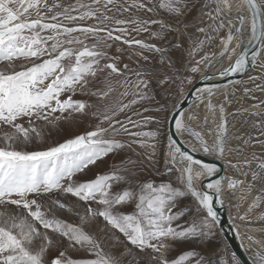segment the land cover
Returning <instances> with one entry per match:
<instances>
[{
  "label": "snow or ice",
  "instance_id": "snow-or-ice-1",
  "mask_svg": "<svg viewBox=\"0 0 264 264\" xmlns=\"http://www.w3.org/2000/svg\"><path fill=\"white\" fill-rule=\"evenodd\" d=\"M237 8L239 26L230 0H0V264H242L218 243L223 229L216 205L223 207L225 194L237 190L251 194L259 186L264 194V111L253 110L264 101L232 114L258 118L242 122L256 135L230 136L219 104L210 143L192 127L197 115L185 116L182 93L194 80L180 70L198 73L206 62L213 67L216 53L198 60L195 54L227 26L219 56L230 63L219 76L258 67L260 74L249 76L255 89L243 92L250 99L264 92V83H256L264 81V0H242ZM193 12L200 24L203 17L213 23L197 25L205 38L189 41L186 49ZM132 33H147L149 40ZM185 53L193 65L184 63ZM213 79L211 72L203 77ZM174 86L181 99L170 108L168 100L157 102V114L144 115L151 111L146 104L161 92L172 96ZM222 87L196 86L190 94L200 103L207 99L215 112L212 97ZM89 120L96 123L83 133L47 143L52 129ZM149 125L155 127L146 130ZM185 134L196 141L191 150ZM196 152L226 161L223 169L243 179L217 175L222 167ZM121 153L125 157L109 171H92ZM148 170L175 176V182L142 179ZM261 194L238 211L231 227L236 219L251 223L249 213L264 202ZM237 199L239 210L247 195ZM234 235L241 236L238 228ZM247 239L260 246L250 264H264V244ZM178 242L198 243L201 250L172 259Z\"/></svg>",
  "mask_w": 264,
  "mask_h": 264
},
{
  "label": "rangeland",
  "instance_id": "rangeland-1",
  "mask_svg": "<svg viewBox=\"0 0 264 264\" xmlns=\"http://www.w3.org/2000/svg\"><path fill=\"white\" fill-rule=\"evenodd\" d=\"M65 3L67 2H70V0H64ZM230 2L233 4V5H236V0H230ZM207 11V9L205 10ZM198 14V13H197ZM206 21V25L204 24V21L202 24L199 23V21L196 19L194 20L191 16L187 18V22L189 23V28L187 30V35L184 37V40H185V48L187 49L189 47V41L191 42H194V41H197V40H202L204 39V35L198 33L196 31V26L199 25H203L205 27H207L209 24H212L213 22L211 20H209L208 18H205ZM217 23H219V21H217ZM226 32H227V29L226 28H223L220 30V32L218 34H213L216 36V39L213 40L211 43L209 44H206L203 51H200V52H197L195 55H196V59H200V57H202L204 55L205 52H213V53H216V55H214L212 58H211V61L219 55L220 51L222 50V44H221V38H224L226 36ZM146 34V35H145ZM144 35L143 34H140V35H137L136 33H132V35L135 37V38H138V39H144V40H149V36L147 33H145ZM221 47V48H220ZM238 49V48H237ZM234 58V56H233ZM262 60H264V55H262L261 57ZM153 61H155V57H153ZM124 62H128L126 59ZM185 64L187 65H193L195 63L194 60H190L187 58V55L185 53V61H184ZM230 62L229 61H225L224 62V65L223 66H226L228 65ZM208 63H202L200 65V72L198 73H191L186 67H183L181 66V72L184 74V75H188V76H191L193 78V80H195L196 78H198L201 74V71L204 69L205 65H207ZM257 69H259L258 67L257 68H252V70L250 71V74H248L242 81V83L240 84L243 85V87L241 89L244 88V86H246V84H248L250 81H249V76H255L257 75L256 71ZM256 83H264V81H256ZM254 85L255 87V83H251ZM249 85V84H248ZM190 85H185L184 87V90L189 87ZM239 86V87H240ZM248 87V86H247ZM248 88H252V87H248ZM240 89V91H242ZM253 89V88H252ZM233 91L232 92H236V87H234L232 89ZM170 91L173 93L172 96H169L167 93H159L156 95V98H155V101L151 102L150 104H146L145 106H148L151 108V111L148 112V113H144V115H156L157 113L155 112V104L158 102V103H163L164 100H168V106L169 108L171 107V104L175 101V100H178L180 97L176 96L175 93H176V88L175 86L170 89ZM231 91V90H230ZM239 91V92H240ZM231 92V93H232ZM241 93H244L243 91L240 92L239 94ZM253 95V93H252ZM255 95V94H254ZM232 96V98L230 99L231 104L228 108V114H227V119H228V122H229V135L232 136V135H241V134H245L247 132H249V128L246 127L244 128V126H242V122L244 120H251V119H257V118H253V117H248L246 116L244 118V116H233L232 114L236 112V110L238 108H240L241 106L243 107H250V102L249 100L245 101V103H242V101L239 103V101L241 100H236L238 98H240L241 96L237 97L236 95H230V97ZM234 96L236 99H234ZM225 97L224 94H221L220 96L216 97L215 99V103L219 106V104H222L223 103V98ZM256 100H257V103H259L260 101H264V92H259V94L256 95ZM237 101V102H236ZM199 108L203 109L202 106H203V103H200L199 104ZM263 108L260 109V111H264V104H262ZM191 113H195L197 115V119L199 122L202 120V117L204 116V113L202 112V110H199V111H193ZM189 113L187 112V114L185 116H187ZM162 115V113L160 114ZM122 118V117H121ZM241 122H240V121ZM96 123L95 120H89V121H84V122H80L78 124H74L72 125L71 127H68L67 130H65V128H59V129H52L51 130V134H50V138L47 139V143L48 144H55L57 142H62L63 139H67V138H70L72 135H77V134H81L83 133L86 129L90 128V126L92 124ZM216 123V124H215ZM215 123L213 124V126H217V124H219V121L218 119H216ZM155 125H149L148 126V129L146 130H150L152 128H154ZM193 129L196 130V131H201V123H199L198 125H192ZM247 129V130H246ZM212 141V140H211ZM210 141V143H211ZM238 142L233 140L232 141V144L233 146H235ZM127 155H131V153H128ZM125 157V154L124 153H121L119 155H111L107 158H105V161L103 163H100L98 162L99 164V167H96V166H93V172H107L109 171L112 166L114 164H119L120 160L123 159ZM135 158V157H133ZM226 161H224V164L226 165ZM157 167L159 168H163V163H159L157 165ZM226 174L228 176H231V177H234V178H237V179H243V177H241L238 173L234 172V170H232L231 168H228L226 169ZM89 177L92 176V172L88 173L87 174ZM142 179H145V180H155L157 183H159L161 180H169L171 179L173 182H175V179L176 177L175 176H167L163 173H161L160 175H157V173L155 171H151V170H148V171H142ZM259 186H257L258 188ZM257 188H254L252 193L251 194H247L245 192H241L239 190L235 191V192H229V193H226L225 194V202L228 201V196L230 195V193H232V196L233 197H240L242 195H247V200L243 203L242 205V208L245 207V210L247 209L246 205L248 203H250L253 198L258 195V194H261L258 192ZM262 195V201H264V194H261ZM186 204H189V206L191 205V202L190 200H188L187 198L185 199L184 201ZM264 205V202H261L259 207L253 209V211L251 213H258L259 211H262L263 209H261L260 207ZM244 210V211H245ZM175 211V209H174ZM244 213V212H243ZM240 221V220H239ZM182 222V221H181ZM240 222H243V221H240ZM243 225V224H242ZM220 238L222 239V236L220 235ZM222 241V240H221ZM223 242V241H222ZM220 243V241L218 242ZM221 244V243H220ZM224 244V243H223ZM192 249H195L197 251H200V245L198 243H192V242H178L177 245L175 246V248L169 253V256L170 258L174 259V258H177L181 253L185 252V251H188V250H192ZM229 250H231V248L229 247Z\"/></svg>",
  "mask_w": 264,
  "mask_h": 264
},
{
  "label": "bare ground",
  "instance_id": "bare-ground-1",
  "mask_svg": "<svg viewBox=\"0 0 264 264\" xmlns=\"http://www.w3.org/2000/svg\"><path fill=\"white\" fill-rule=\"evenodd\" d=\"M236 5H233V10H232V13H231V16H232V18H233V23L236 25V26H238L239 25V22L237 21V20H235V14H236V12H237V10H238V8H237V6H239V5H241L242 4V0H236ZM240 11H242L245 15H247V9H244V8H241V9H239ZM225 25H227V18L225 19ZM248 26H249V21H245V24H244V29H245V32H247L248 31ZM226 29H227V32H228V28H227V26L225 27ZM233 31H234V29H233ZM227 32H226V35H227ZM226 37V36H225ZM234 43H235V41H234ZM222 47H223V45H222ZM222 49V48H221ZM238 50H239V48L236 50L237 52H238ZM234 58H235V56H234ZM234 58H233V60H234ZM226 60H223L219 55L218 56H216L212 61H211V63L214 65L213 67H211V68H209V66H208V64L205 66V68H207V66H208V68L209 69H216V70H220L221 68H226L228 65H226V66H223L224 65V62H225ZM205 68H204V70H205ZM252 70V68L249 70V72H248V74H250V71ZM256 73H257V75H259L260 74V69H257V71H256ZM248 74H246L245 76H243L242 78H241V80H243ZM240 82V81H239ZM252 82H249L248 84H246V86H244V88L245 87H252L253 89H255V87H254V85L253 84H251ZM229 87H231V86H229ZM228 87V88H229ZM228 88H224V87H222V88H220V89H216V90H214L215 92H216V94H215V96H213L212 97V103H213V105H216L217 106V110L215 111V112H213V111H210L207 107H206V104H207V99L205 100V103H203V106H202V108L203 109H201V108H199V104H200V102H198L196 105H194V106H192V107H189V108H187V109H185V115L187 114V112L188 113H191V112H193V111H199V110H202V112L204 113V116L202 117V120L199 122L198 120H195L194 122H192V125L194 126V125H198L199 123H201V133L204 135V137L210 142L213 138H214V136H215V129H216V127L215 126H213V124L215 123V121H216V119H218V121L220 122V113H219V111H218V105L215 103V99H216V97H218V96H220L222 93H226L227 91H228ZM243 88V89H244ZM185 92V91H184ZM259 92L260 91H254L253 92V95L256 97V95L257 94H259ZM205 96H206V94H205ZM237 97H239V96H241L240 98H238V99H236L235 98V96H234V99H236V100H240L239 101V103L242 101V103H245V101H247V100H249V101H251L250 102V105H252V104H256L257 103V100H256V98L255 99H250V98H248V97H246L245 95H244V93H241V94H238V95H236ZM181 98V97H180ZM228 98V100H230L231 98H232V96L230 97H227ZM237 102V101H236ZM223 104L225 105V109H226V114H228V108H229V106H230V104L229 103H226L225 102V97L223 98ZM263 108V106H262V104L260 105V108L259 109H253L254 111H260V109H262ZM205 117H207V123H205V121H204V118ZM246 117V115L244 116V118ZM258 119V118H257ZM240 121V120H239ZM242 121V120H241ZM240 121V122H241ZM216 124V123H215ZM242 125V124H241ZM247 127V125H244V128H246ZM247 130V129H246ZM252 133H253V135H256L257 133L255 132V130H251V129H249ZM182 138H185V140L187 141V142H189V144L192 146V147H196L197 146V144H196V141L193 139V138H191V137H189L187 134H185ZM258 153L260 152V149L259 148H256L255 149ZM224 162V161H223ZM225 165V164H224ZM225 176H228L227 174H226V170H225ZM224 199H225V196H224ZM239 201H238V199H237V197H232V199L230 200V201H228V202H225L224 203V205H225V207L227 208V205H232V204H237ZM234 205V206H235ZM243 205V204H242ZM242 205H241V207H242ZM240 207V209L239 210H241V211H239V213L241 214V212H242V208ZM247 207V206H246ZM227 210H228V208H227ZM235 225H236V227L238 228V229H242V227L240 226V224H239V222H235ZM241 239H242V237H241ZM223 242H225L226 243V241L224 240ZM242 242H243V246L246 248V250H247V252L249 253V255H253V253H254V251L252 250V246L249 244V242L247 241V240H245V241H243V239H242ZM227 244V243H226ZM228 245V244H227ZM250 246V247H249ZM229 247V246H228Z\"/></svg>",
  "mask_w": 264,
  "mask_h": 264
},
{
  "label": "water",
  "instance_id": "water-1",
  "mask_svg": "<svg viewBox=\"0 0 264 264\" xmlns=\"http://www.w3.org/2000/svg\"><path fill=\"white\" fill-rule=\"evenodd\" d=\"M239 26V25H238ZM243 47V45H242ZM240 48L238 50L237 53L240 52ZM235 59V58H234ZM228 67V66H227ZM224 69L221 68L220 70H216V69H209L208 66L207 68H205L203 75L194 82V84H192L182 95V97H187V101L183 103V107L184 109H187L189 107H192L194 105H196L199 101H194L193 100V96L190 94L192 93L193 88H195L196 86L199 87H205L206 85L209 84H213V83H219L221 85H225L227 86L226 88H228L229 86H232L235 83H229V81H240L241 78L243 76H245L247 73H238L236 75L233 76H229V77H220L219 76V72L222 71ZM251 69V67L249 68V70ZM209 72H211L212 74H214V79L212 81H204L203 77L207 74H209ZM226 94V93H225ZM181 99V98H180ZM184 141V144L186 146V148L188 150H191L192 146L189 144V142H187L185 140V138H182ZM194 155L196 156V158L198 159H202L205 162L208 163H215L218 166L222 167V172L218 173L217 175H225V170L223 169L224 166V162L216 159L214 156H206L204 155L202 152H196L194 153ZM234 178V177H233ZM220 216H221V228L223 229L220 234L222 236V238L226 241V243L228 244V246L231 248L232 251H235L237 253V256L241 259L242 264H250V260L249 257L251 255H249V253L247 252L246 248L244 246H242V239L241 236L240 237H236L234 235L236 228L231 227L232 225V221L230 220L229 216H228V212H227V208L225 207V205L223 207H221L220 205H216Z\"/></svg>",
  "mask_w": 264,
  "mask_h": 264
},
{
  "label": "crops",
  "instance_id": "crops-1",
  "mask_svg": "<svg viewBox=\"0 0 264 264\" xmlns=\"http://www.w3.org/2000/svg\"><path fill=\"white\" fill-rule=\"evenodd\" d=\"M159 15L160 16H165V13H163L162 11L159 13ZM192 17L194 20H196L197 19V16H198V14L197 13H195V12H193V13H191L188 17ZM205 18H207V17H203L202 19H203V21H204V24L206 25V21L207 20H205ZM210 25V24H209ZM201 26H203V25H201ZM205 27V26H204ZM143 35L145 34V33H142ZM146 35V34H145ZM221 48V47H220ZM206 66V65H205ZM205 68V67H204ZM203 72H204V69L201 71V75L198 77V78H196L195 80H194V82L196 81V80H198L202 75H203ZM242 81L243 80H240V82L239 83H235V84H233L231 87H229L228 88V93H231L233 90V88L234 87H236V92L234 91V92H232V93H234V95H238L240 92H242L243 91V89H241L242 87H243V85H241L240 86V84L242 83ZM191 86V85H190ZM189 86V87H190ZM240 86V87H239ZM189 87H187L184 91H186ZM240 89L242 90V91H240ZM231 90V91H230ZM184 91H183V93H184ZM240 91V92H239ZM183 93H182V95H183ZM222 94H224L225 95V93H222ZM230 95H232V94H229L228 95V97L230 96ZM180 99V98H179ZM232 193H230V195L228 196V201H230L231 199H232ZM225 200V199H224ZM226 201V200H225ZM227 201V202H228ZM242 208V207H241ZM261 209H263L264 208V205H262L261 207H260ZM244 210H245V207L244 208H242V212H241V214H243V212H244ZM261 215H264V209L262 210V211H259L258 213H249V217H250V220H251V223H249L248 221H243V222H240V221H237V222H239V224H240V226L242 227V229L240 228L239 229V231H240V233H241V237H242V239H243V241H245V240H247L248 242H249V244L252 246V250L255 252V251H257V250H260V246L259 245H257V244H255V243H253V241H250V240H248L247 239V237L248 236H252V237H254L255 238V240H259L260 242H261V244H264V220H261V219H259V217L261 216ZM243 224V225H242ZM221 235V234H220ZM224 241V239L222 238H220V243L221 244H226L225 242H222V241Z\"/></svg>",
  "mask_w": 264,
  "mask_h": 264
},
{
  "label": "built area",
  "instance_id": "built-area-1",
  "mask_svg": "<svg viewBox=\"0 0 264 264\" xmlns=\"http://www.w3.org/2000/svg\"><path fill=\"white\" fill-rule=\"evenodd\" d=\"M249 204V203H248ZM248 204L246 205L248 207ZM235 204H232V205H227V212H228V216L230 218V220L233 222L232 218L235 217L238 213V211H241V210H238L235 206ZM239 221V219H236L235 222Z\"/></svg>",
  "mask_w": 264,
  "mask_h": 264
}]
</instances>
